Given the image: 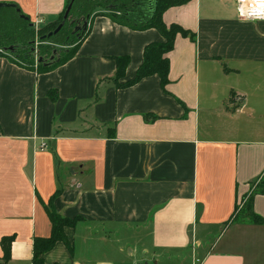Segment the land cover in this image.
Instances as JSON below:
<instances>
[{"label": "crops", "instance_id": "1", "mask_svg": "<svg viewBox=\"0 0 264 264\" xmlns=\"http://www.w3.org/2000/svg\"><path fill=\"white\" fill-rule=\"evenodd\" d=\"M0 1L37 26L66 3ZM163 19L196 33L177 36L166 89L157 74L115 86L113 57H130L131 80L163 36L106 15L49 72L0 56V257L2 236H16L5 264H32L58 189L57 210L83 219L66 228L71 248L44 253L48 263L264 264V223L233 220L264 174V20L240 19L235 0H190ZM253 209L264 217V194Z\"/></svg>", "mask_w": 264, "mask_h": 264}, {"label": "trees", "instance_id": "2", "mask_svg": "<svg viewBox=\"0 0 264 264\" xmlns=\"http://www.w3.org/2000/svg\"><path fill=\"white\" fill-rule=\"evenodd\" d=\"M70 1L66 0L64 9L57 20L39 26H36L30 18L21 16L22 13L25 14L22 10L19 12L15 7H0V56H5L12 62L37 73L49 72L73 58L89 35L94 17L106 15L115 22L132 29L156 28L163 36L161 41L146 44L143 61L131 80H122L130 57L128 55L113 57L116 61V72L111 80L115 86L129 87L147 76L157 74L161 79L162 87L166 89L170 71L168 54L173 50L177 36L183 35L196 41L194 31L179 23L167 24L163 19V14L169 7L182 5L190 0H74L68 18L64 19ZM62 22L63 27L48 37L47 35ZM42 36L46 37L42 39ZM56 46L61 47L58 49ZM48 94L53 100L58 98L57 89L49 90ZM98 99L97 96L95 100ZM145 118L152 120L157 116L146 114ZM115 129L113 125L111 134H115ZM253 184H256L255 188L243 199L244 206L239 210V204L237 205L233 220H238L245 215L251 222L264 223V217L253 209L254 196L258 193L264 194V174ZM60 193L61 189H58L45 203L52 230L50 236L34 237L32 264H57L46 262L44 253L51 250L58 241L66 242L71 248L66 228L75 227L83 219L82 216H65L57 210L54 199ZM15 237V234L2 236L3 255L0 257V264L10 260Z\"/></svg>", "mask_w": 264, "mask_h": 264}, {"label": "built area", "instance_id": "3", "mask_svg": "<svg viewBox=\"0 0 264 264\" xmlns=\"http://www.w3.org/2000/svg\"><path fill=\"white\" fill-rule=\"evenodd\" d=\"M237 14L243 20H264V0H235ZM42 20L36 22V26Z\"/></svg>", "mask_w": 264, "mask_h": 264}, {"label": "water", "instance_id": "4", "mask_svg": "<svg viewBox=\"0 0 264 264\" xmlns=\"http://www.w3.org/2000/svg\"><path fill=\"white\" fill-rule=\"evenodd\" d=\"M74 0H71L66 11H65V14H64V19H67L69 14H70V10H71V7H72V4H73ZM0 7H15L17 8V10L20 12L21 11V8L18 7V4L17 3H14V2H2L0 1ZM21 16L25 17V18H29V16H27L26 14H21ZM63 27V22L59 24V26L52 32H50L47 36L50 37L52 36L53 34L57 33L61 28ZM46 36H42V39H44Z\"/></svg>", "mask_w": 264, "mask_h": 264}, {"label": "rangeland", "instance_id": "5", "mask_svg": "<svg viewBox=\"0 0 264 264\" xmlns=\"http://www.w3.org/2000/svg\"><path fill=\"white\" fill-rule=\"evenodd\" d=\"M2 8V7H1ZM39 38L37 37V40H38ZM37 44V43H36ZM61 46H56V48H60ZM244 203H245V201L244 200H240V202H239V210L244 206Z\"/></svg>", "mask_w": 264, "mask_h": 264}]
</instances>
